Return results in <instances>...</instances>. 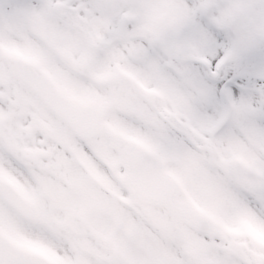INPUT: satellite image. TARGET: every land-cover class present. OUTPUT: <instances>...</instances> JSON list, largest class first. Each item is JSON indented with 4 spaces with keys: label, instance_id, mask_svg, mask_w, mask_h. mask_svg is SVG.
Masks as SVG:
<instances>
[{
    "label": "snow or ice",
    "instance_id": "1",
    "mask_svg": "<svg viewBox=\"0 0 264 264\" xmlns=\"http://www.w3.org/2000/svg\"><path fill=\"white\" fill-rule=\"evenodd\" d=\"M0 264H264V0H0Z\"/></svg>",
    "mask_w": 264,
    "mask_h": 264
}]
</instances>
